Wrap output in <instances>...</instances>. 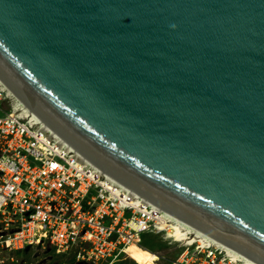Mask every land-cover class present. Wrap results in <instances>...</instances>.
Masks as SVG:
<instances>
[{
    "label": "water",
    "instance_id": "1",
    "mask_svg": "<svg viewBox=\"0 0 264 264\" xmlns=\"http://www.w3.org/2000/svg\"><path fill=\"white\" fill-rule=\"evenodd\" d=\"M0 82L127 191L264 264V0H0Z\"/></svg>",
    "mask_w": 264,
    "mask_h": 264
},
{
    "label": "built area",
    "instance_id": "2",
    "mask_svg": "<svg viewBox=\"0 0 264 264\" xmlns=\"http://www.w3.org/2000/svg\"><path fill=\"white\" fill-rule=\"evenodd\" d=\"M0 84V249L45 244L54 254H72L76 264L114 261L152 229L142 198L80 158ZM190 247L189 258L172 264L248 262L214 244Z\"/></svg>",
    "mask_w": 264,
    "mask_h": 264
},
{
    "label": "rangeland",
    "instance_id": "3",
    "mask_svg": "<svg viewBox=\"0 0 264 264\" xmlns=\"http://www.w3.org/2000/svg\"><path fill=\"white\" fill-rule=\"evenodd\" d=\"M139 237L119 260L104 264H172V260L179 257L189 258L194 251L180 241L165 238L163 233L146 230L141 232ZM186 247H190V250L185 256ZM194 260H204V256L196 254ZM0 264H76V261L70 253L54 254L48 245H34L16 250L0 249Z\"/></svg>",
    "mask_w": 264,
    "mask_h": 264
},
{
    "label": "bare ground",
    "instance_id": "4",
    "mask_svg": "<svg viewBox=\"0 0 264 264\" xmlns=\"http://www.w3.org/2000/svg\"><path fill=\"white\" fill-rule=\"evenodd\" d=\"M142 201L145 207L144 216H146L147 218L146 222H151V224H153V226L151 225L152 229H148L147 231H152L154 233H163L165 238H171L173 241H180L187 246L194 245L196 242L199 248L214 244L225 250L226 255H228L231 260H247L249 262H247V264H258L252 260H249L237 254L233 250L213 241L212 239L196 233L192 229L188 228L187 226L183 225L182 223L178 222L177 220L173 219L162 211L158 210L157 208L146 202L144 199H142ZM139 238L136 237L133 240H130L127 246L121 249L115 261L119 260L121 255L125 251H128L131 244L136 243Z\"/></svg>",
    "mask_w": 264,
    "mask_h": 264
},
{
    "label": "flooded vegetation",
    "instance_id": "5",
    "mask_svg": "<svg viewBox=\"0 0 264 264\" xmlns=\"http://www.w3.org/2000/svg\"><path fill=\"white\" fill-rule=\"evenodd\" d=\"M37 245H38V246H44L45 244H44V245H42V244H37ZM37 245H35V246H37ZM24 248H25V247H24Z\"/></svg>",
    "mask_w": 264,
    "mask_h": 264
}]
</instances>
